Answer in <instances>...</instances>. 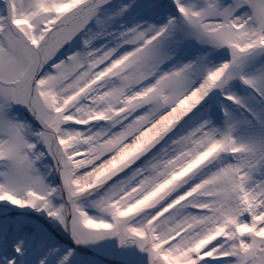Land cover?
Wrapping results in <instances>:
<instances>
[{"label": "snow or ice", "instance_id": "1", "mask_svg": "<svg viewBox=\"0 0 264 264\" xmlns=\"http://www.w3.org/2000/svg\"><path fill=\"white\" fill-rule=\"evenodd\" d=\"M0 264H264V0H0Z\"/></svg>", "mask_w": 264, "mask_h": 264}]
</instances>
